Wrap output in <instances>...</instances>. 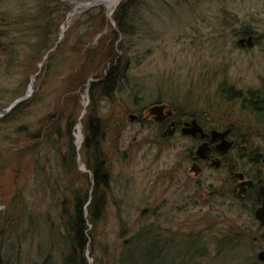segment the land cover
Wrapping results in <instances>:
<instances>
[{
  "label": "rangeland",
  "instance_id": "1",
  "mask_svg": "<svg viewBox=\"0 0 264 264\" xmlns=\"http://www.w3.org/2000/svg\"><path fill=\"white\" fill-rule=\"evenodd\" d=\"M86 1L0 0V251L7 264H65L66 217L77 197L93 193L84 150L91 111L102 125L110 180L103 214L89 225L87 264H264L257 256L264 226L249 200L231 194L228 169L195 174L191 140L165 137V126L143 119L144 107L166 102L181 116L235 122L237 148L264 153V109L258 114L244 97L220 90L225 82L244 94L264 89V0H138L125 33L114 14L126 0L70 14ZM45 8L53 46L38 47ZM102 22L118 30L116 39L105 37ZM111 48L126 73L114 96L93 97L91 83L104 78Z\"/></svg>",
  "mask_w": 264,
  "mask_h": 264
},
{
  "label": "trees",
  "instance_id": "2",
  "mask_svg": "<svg viewBox=\"0 0 264 264\" xmlns=\"http://www.w3.org/2000/svg\"><path fill=\"white\" fill-rule=\"evenodd\" d=\"M138 0H126L118 5V8L114 14V18L118 24V30L121 33H125L129 28L127 26L131 25L130 11L134 4ZM46 15H43L41 23L38 24L37 37L39 40L38 47L47 46L49 47L51 43L50 38L47 34L50 33L51 25L53 24L52 14L47 13V9L44 11ZM1 8H0V44L3 42V29L1 26ZM108 27L109 32L105 37L113 36L117 38V31L115 29H110L111 26L108 22H102L99 27L101 30ZM98 28V29H99ZM248 33H252L248 31ZM116 34V35H115ZM104 38V37H103ZM114 40V39H113ZM6 41V40H5ZM53 46V45H52ZM51 46V47H52ZM117 51L115 48L109 49V55L105 57V66L107 72L101 81H93L91 83V93L93 97L112 95L114 96L115 91L119 87L120 81L124 77L127 66L122 65L119 59L116 61ZM85 82V80H83ZM223 94L228 98H243L244 96L256 97L252 99L251 103L255 109L260 111V107L263 104L264 89L260 88L256 92H247L245 95L237 90L234 86L229 85L227 82L222 84L220 89ZM261 95V96H260ZM246 99V97L244 98ZM248 100V99H246ZM86 137L84 141V150L86 155V161L93 173L94 186L92 197L89 199L86 193L83 198L77 197L73 204L71 214L66 217V239H64V245L66 247L65 252V264H87L84 252L87 249L89 243V233L91 234V229H89L90 223L94 226L103 214L105 207V201L103 199V190L109 185L110 175L107 162L103 157L102 149V125L101 122L94 118L92 111L86 117ZM89 199V203L87 201ZM0 264H7V259L5 258L3 252L0 251Z\"/></svg>",
  "mask_w": 264,
  "mask_h": 264
},
{
  "label": "flooded vegetation",
  "instance_id": "3",
  "mask_svg": "<svg viewBox=\"0 0 264 264\" xmlns=\"http://www.w3.org/2000/svg\"><path fill=\"white\" fill-rule=\"evenodd\" d=\"M259 89L260 88L249 89L248 92H256ZM240 91L244 94L242 90ZM245 97L248 99H245L247 101L245 103V108H252L257 111L258 114L263 112L261 110L264 109V98L262 101L263 104L260 107L261 110L258 111L251 103L252 99H255L256 97L244 96V98ZM155 104H164L162 113L159 115L151 111V107ZM145 111H147L148 114L143 116V119H148L152 116L162 128L163 126L166 127V130L163 132L165 137L175 136L179 132L191 140V146L187 151H189L188 157L192 164L191 170L194 171L195 174L203 172L208 167L214 169L227 168L229 184L233 186L230 190L231 194L241 198V200H249L252 209H254L255 218L259 221L261 226H264V224H261V221L256 217V210L263 203L261 188L264 186V153H260L258 149L255 150L251 148L250 154H246L242 148H237L239 137L236 132L235 122H228L221 127L212 122L206 123L201 117L192 113H190L189 116H181L170 106V104L161 101L144 107L143 114ZM139 118H141V116H139ZM194 119L197 120L199 127L202 128L203 132H184L185 127H187V129L189 128V130L193 127L192 122ZM213 131H216L217 135L214 136ZM224 131L226 132L225 134H221V136L218 135V133H223ZM226 142H230L228 147H225ZM234 151L236 152L233 156L232 153ZM237 151L239 153H237ZM248 156L249 159L247 161ZM241 161L246 167L247 164H251V166L248 167V169L244 166L242 167V163H240ZM256 163H258V165H255ZM254 165L257 168H255ZM261 251H264V247L261 248L258 254Z\"/></svg>",
  "mask_w": 264,
  "mask_h": 264
},
{
  "label": "water",
  "instance_id": "4",
  "mask_svg": "<svg viewBox=\"0 0 264 264\" xmlns=\"http://www.w3.org/2000/svg\"><path fill=\"white\" fill-rule=\"evenodd\" d=\"M102 1H106V0H90V1H86V2H81V3H78L74 6V8L72 9L71 13H74L76 12V9L79 5H85V6H89V5H94V4H97L99 2H102ZM251 38V37H250ZM242 41V40H241ZM240 41V42H241ZM250 44L252 43V41H248ZM32 84V83H31ZM27 94H25L24 96H20L19 98H17L15 101H13V103L10 105V107L8 109H10L12 106H14V104H16L17 102H19L21 99H23L25 96H27ZM164 108V104H155L151 107V111L153 113H156V114H161L162 113V109ZM132 118L135 117V115H132L131 116ZM193 124V127L187 129V127L184 128V132H192V133H196L197 131H200V132H203L202 128L199 127V124L197 122V120H193L192 122ZM226 132L224 131L223 133H218V135L221 136V134H225ZM204 135V134H203ZM213 135H217L216 134V131H213ZM230 145V142H226V146L225 147H228ZM251 183V182H250ZM261 193L263 195V203L262 205L256 210V217L261 221V224H264V186L261 188ZM258 258L262 261H264V251H261L259 254H258Z\"/></svg>",
  "mask_w": 264,
  "mask_h": 264
},
{
  "label": "bare ground",
  "instance_id": "5",
  "mask_svg": "<svg viewBox=\"0 0 264 264\" xmlns=\"http://www.w3.org/2000/svg\"><path fill=\"white\" fill-rule=\"evenodd\" d=\"M110 6H111V9L120 1V0H106ZM31 91V88L30 90ZM87 98L85 99V105L87 104ZM76 140H77V143L78 145L80 146L81 143H82V140H83V127H82V124L81 122L77 125V129H76Z\"/></svg>",
  "mask_w": 264,
  "mask_h": 264
}]
</instances>
